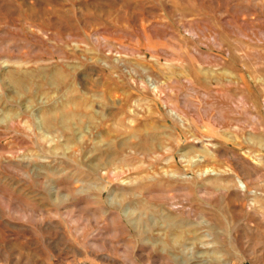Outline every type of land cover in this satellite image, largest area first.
<instances>
[{
    "label": "rangeland",
    "instance_id": "rangeland-1",
    "mask_svg": "<svg viewBox=\"0 0 264 264\" xmlns=\"http://www.w3.org/2000/svg\"><path fill=\"white\" fill-rule=\"evenodd\" d=\"M260 81L264 0H0V264H264ZM132 135L158 150L90 172Z\"/></svg>",
    "mask_w": 264,
    "mask_h": 264
},
{
    "label": "bare ground",
    "instance_id": "bare-ground-1",
    "mask_svg": "<svg viewBox=\"0 0 264 264\" xmlns=\"http://www.w3.org/2000/svg\"><path fill=\"white\" fill-rule=\"evenodd\" d=\"M22 76V75H21ZM243 79V81L246 83V85H249V84H253V82H254V84L256 83V79H255V77L253 76V75H251V81L250 80H245L244 78H242ZM13 80V79H12ZM19 81H21V80H19L18 79V81H16L15 80V83H16V85H18V86H20L21 85V83L19 82ZM260 82H262L261 84H262V86L264 87V81H260ZM259 82V83H260ZM258 83V84H259ZM17 86V87H18ZM21 87V86H20ZM25 89H26V87H25ZM157 90H158V92H159V88H157ZM82 103V102H81ZM70 105H67V106H73V108H83L84 109V107H86L87 108V106L85 105V104H77V103H73V104H71V103H69ZM109 107H111V106H109ZM107 109V108H106ZM108 109H110V108H108ZM74 110V109H73ZM76 110V109H75ZM109 111V110H108ZM170 112H172V113H175L176 114V116L177 117H180L181 118V116H179V114L175 111V110H171ZM81 116V115H80ZM44 125H45V127L46 128H48L49 130H53L55 127H56V125L58 124H61L65 129H67V130H69L71 127V125L73 126V123L74 122H82L80 119H78V117L76 116V115H63V118H62V120H59V119H56V117H54V116H49V115H46L45 117H44ZM89 120H91L90 118H89ZM16 121H18V120H16ZM16 123V122H15ZM210 131V130H209ZM139 133V132H138ZM213 132H208V134L210 135V136H213V134H212ZM215 133V132H214ZM133 134V133H132ZM117 135H118V133H117ZM151 135V134H150ZM158 135V134H157ZM220 135V134H219ZM44 136V135H43ZM160 136V135H159ZM125 137V136H124ZM139 137V136H138ZM138 137H135V135H132V136H130V138L129 139H124L123 141H121L120 143H119V141H118V143H113L114 145H112V144H110V145H108L107 144V147H106V149H105V152L104 153H102V155H100V156H98V157H96V158H94L93 159V162L94 163H97V165H95L96 166V168H93L92 167V169L90 170V172L91 173H94V174H96V175H99V174H101V172H105V175L108 177V178H110L111 176L112 177H114V178H119L121 175H123L125 172H123L122 170V172L120 173V172H118L119 170V168H118V166H120V165H125V166H130L129 164V161H130V159L133 157V156H136V157H143V159H144V157L146 158V157H149V156H152L155 152V150H158V142H159V139H157L156 137H151V136H148V135H145V136H140L139 138ZM220 137H222V135L220 136ZM43 138H45V136L43 137ZM42 138V139H43ZM194 138V137H193ZM215 138H217V137H215ZM46 140H47V138H45ZM123 139V138H122ZM195 139H196V137H195ZM201 139V138H200ZM199 139V140H200ZM205 139V138H204ZM212 139V138H211ZM219 139V138H218ZM164 140V139H163ZM205 142H206V140H205ZM211 142V141H210ZM214 142V141H213ZM161 143V142H160ZM163 143V142H162ZM202 143L204 144V140L202 141ZM211 144V143H210ZM215 144V143H214ZM162 145V144H161ZM243 145V144H242ZM215 146V145H214ZM214 146L213 147H210V146H207L206 148H201V151H196L197 153L199 152V153H202L203 154V158L206 160V161H204V162H208V164H209V160L210 159H213V158H216V152L217 151H215L213 148H214ZM223 147V146H222ZM161 149V148H160ZM164 149V148H163ZM126 150H130V151H132V154L131 155H127V156H125V157H123V158H119L118 157V154H120V153H122V152H125ZM194 150V149H193ZM243 150V149H242ZM161 152V151H160ZM194 153H195V151H194ZM128 154H129V152H128ZM196 154V153H195ZM197 155V154H196ZM219 155V154H218ZM119 156H122V155H119ZM192 156V155H191ZM195 156V155H194ZM154 158V157H153ZM152 158V159H153ZM138 159V158H137ZM151 159V158H150ZM132 160V159H131ZM141 160V159H140ZM133 161V160H132ZM131 161V162H132ZM135 161V160H134ZM145 161V160H144ZM238 161V160H237ZM203 162V163H204ZM202 163V162H201ZM212 163V162H211ZM143 164V163H142ZM237 164V163H236ZM244 164V163H243ZM200 165V164H199ZM239 165H242V164H240L239 163ZM244 166V165H243ZM199 168V167H198ZM137 169V168H136ZM209 169V168H208ZM32 170V169H31ZM239 170H241V169H239ZM231 171L233 172V173H235L236 174V171L235 170H233V169H231ZM23 172V171H22ZM41 172V171H40ZM39 172V173H40ZM54 172V171H53ZM57 171H55V173H56ZM59 172V171H58ZM57 172V173H58ZM38 173V174H39ZM56 173V174H57ZM241 173H243V171H241ZM244 174V173H243ZM237 175V174H236ZM85 176V175H84ZM124 176V175H123ZM216 176V175H215ZM234 177V176H233ZM233 177H230V176H228V178H226L225 179V181H226V185L227 186H233V187H237V182L235 181V179L233 178ZM236 177V176H235ZM38 178H39V176H38ZM121 178V177H120ZM237 178V177H236ZM245 178H246V176H245ZM221 179H222V176H221ZM247 180V179H246ZM79 181H81V182H88V180H87V177L85 178V179H79ZM205 182V181H204ZM209 182V181H208ZM211 182L213 183V184H215V186H216V184H218L219 185V182H221L220 180H219V178H216L215 180H211ZM159 183V182H158ZM163 183V182H162ZM174 183V182H173ZM177 183V182H176ZM211 183V184H212ZM243 183V185H244V187H245V192L246 193H253V195H251V196H253V198H254V200L256 201V204L257 203H260V202H262L263 204H264V197H261V196H259L258 195V193H257V190L256 191H254V192H252L251 191V187H250V185L249 184H247V183H244V182H242ZM251 183V182H250ZM148 184V183H147ZM201 184V183H200ZM147 186L148 185H146V184H144V183H142V184H139V185H137V187H135V188H133V190H131V191H133V192H136V194H137V192H144V190L147 188ZM209 187H210V185H208ZM253 186V185H252ZM165 187V186H164ZM195 187V186H194ZM232 187V188H233ZM148 189H149V187H148ZM196 189L198 190V192L202 195V194H206L207 193V189H208V187H207V185H206V183L205 184H203V185H197L196 186ZM59 190V189H58ZM61 190V189H60ZM129 190V189H128ZM229 190H230V188H229ZM124 191H126V190H124ZM146 191V190H145ZM222 191H225V189L224 190H222ZM231 191V190H230ZM229 191V192H230ZM103 190L102 191H100L99 193H100V196H102V194H103ZM150 192V191H149ZM221 192V191H220ZM225 192H227V191H225ZM126 194V193H125ZM140 194H142V193H140ZM149 194V193H148ZM151 194V193H150ZM238 194V193H237ZM132 195V194H131ZM147 195V194H146ZM130 196V194H126V195H122V196H120L119 198L121 199V200H126V199H128V197ZM239 196V195H238ZM202 197V196H201ZM240 197V196H239ZM133 198V197H132ZM234 198V197H233ZM248 198H249V196H248ZM254 202V201H253ZM264 207V206H263ZM179 223V222H178ZM142 225H143V222H141V220H136L135 222H134V226L136 227V228H138L139 230L141 229V227H142ZM179 225V224H178ZM180 226V225H179ZM182 227V226H181ZM181 229V228H180ZM182 231V230H181ZM141 232V231H140ZM144 232V231H143ZM143 236V235H142ZM177 237H179V236H177ZM176 237V238H177ZM175 238V239H176ZM164 250V249H163Z\"/></svg>",
    "mask_w": 264,
    "mask_h": 264
}]
</instances>
